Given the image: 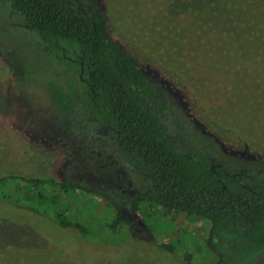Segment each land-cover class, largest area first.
<instances>
[{
	"label": "rangeland",
	"instance_id": "obj_1",
	"mask_svg": "<svg viewBox=\"0 0 264 264\" xmlns=\"http://www.w3.org/2000/svg\"><path fill=\"white\" fill-rule=\"evenodd\" d=\"M87 1L98 6L112 38L136 56L145 75L159 84L161 96L179 108L194 129L209 134L227 158L264 162V90L253 85L248 72L250 66L259 69L260 84L264 83V45L244 43L239 66L216 63L207 76L193 71L180 76L191 91L195 83L204 86V93L196 91L201 110L209 114L207 121L185 89L172 84L151 55L142 51L148 44L145 40L155 34L171 38L177 28L173 16L180 14L169 8L184 6L192 13L202 0ZM209 1L203 4L208 9L221 0ZM260 35L264 39V27ZM68 57L67 51L53 52L36 32L24 28L18 16L0 5V264H216L209 252L203 253L196 237L200 220L184 212L166 214L143 202L134 215L144 223L138 221L130 204L142 189L139 175L128 168H118L115 175L111 167L101 168L99 160L107 163L114 152L96 134L82 132L79 139L69 136L64 114L46 93L49 78L66 88L73 77ZM163 61L175 66L169 54ZM91 132L95 133L94 128ZM38 177L68 180L88 186L90 192L67 191L69 200L63 198L67 202L62 207L40 203L37 195L49 199L53 190L39 186ZM106 193L116 208L101 197ZM31 194H37L34 200H28ZM87 212L90 218H85ZM116 214L122 219L113 224ZM68 217L85 225L88 234L58 224ZM162 244L171 245L174 252Z\"/></svg>",
	"mask_w": 264,
	"mask_h": 264
},
{
	"label": "trees",
	"instance_id": "obj_2",
	"mask_svg": "<svg viewBox=\"0 0 264 264\" xmlns=\"http://www.w3.org/2000/svg\"><path fill=\"white\" fill-rule=\"evenodd\" d=\"M209 2L200 1L192 13L184 6L169 8L180 14L173 16L177 28L171 38L155 34L142 48L172 84L185 89L207 121L209 114L201 110L196 91L204 93V86L195 83L191 91L180 76L190 71L207 76L216 63L239 66L244 43L264 45L260 35L264 0H221L213 9L203 6ZM0 5L18 16L24 28L36 32L53 52H68L73 77L66 88L49 78L47 96L64 114L69 136L79 139L78 135L87 132L109 144L114 158L104 167L114 172L122 163L139 175L144 186L132 197L133 214L140 204L149 202L166 214L194 215L201 224L196 237L203 253L212 255V263L264 264V162L227 158L209 134L194 129L182 111L161 96L159 84L145 75L136 56L112 38L97 5L87 0H0ZM166 54L176 67L163 61ZM254 55L257 62L259 56ZM258 70L248 68L253 85L264 90ZM112 159L117 160L115 167L109 162ZM35 181L53 193L49 199L41 193L31 194L28 200L37 195L40 203L49 201L59 207L67 202L63 198L69 200L67 191L90 192L88 186L68 180L38 177ZM101 197L116 208L108 193ZM118 219H122L120 214L111 223ZM58 224L88 234L85 225L71 217ZM163 247L174 252L169 244Z\"/></svg>",
	"mask_w": 264,
	"mask_h": 264
},
{
	"label": "flooded vegetation",
	"instance_id": "obj_3",
	"mask_svg": "<svg viewBox=\"0 0 264 264\" xmlns=\"http://www.w3.org/2000/svg\"><path fill=\"white\" fill-rule=\"evenodd\" d=\"M113 158H114V157H113ZM116 159H117V158H116ZM116 159H112V161H109V162H111V164H114V167H115V164H116V161H117ZM107 161H108V160H107ZM99 163H100L101 168H104V166L107 164V163H105V164L102 165L101 162H99ZM99 163H98V164H99ZM108 164H109V163H108ZM115 168H116V169L121 168L122 171L125 170V168H128L130 171L133 172V170H131L127 165H123V164H122V166H120V167H115ZM116 169H115V171H114V175L118 173V172L116 171ZM122 171H121V172H122ZM112 172H113V171H112ZM133 216L135 217L134 214H133ZM215 254H216V253H215ZM216 255H217V254H216ZM225 264H226V263H225Z\"/></svg>",
	"mask_w": 264,
	"mask_h": 264
}]
</instances>
